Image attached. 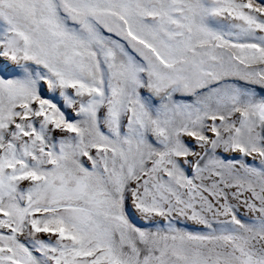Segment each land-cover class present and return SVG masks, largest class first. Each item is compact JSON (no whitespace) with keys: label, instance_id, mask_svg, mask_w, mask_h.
<instances>
[{"label":"snow or ice","instance_id":"1","mask_svg":"<svg viewBox=\"0 0 264 264\" xmlns=\"http://www.w3.org/2000/svg\"><path fill=\"white\" fill-rule=\"evenodd\" d=\"M0 264H264V0H0Z\"/></svg>","mask_w":264,"mask_h":264}]
</instances>
